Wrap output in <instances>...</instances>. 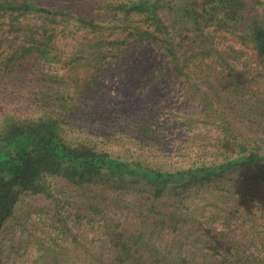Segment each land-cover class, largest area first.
<instances>
[{"label": "trees", "instance_id": "1", "mask_svg": "<svg viewBox=\"0 0 264 264\" xmlns=\"http://www.w3.org/2000/svg\"><path fill=\"white\" fill-rule=\"evenodd\" d=\"M31 15L40 22L30 23ZM80 30L85 32L78 36ZM68 39L77 45L69 55L60 45ZM150 45L164 56L143 70L151 64H134L132 57ZM44 64H78L93 76H53ZM112 64V76H125L121 95L133 100L144 96L142 90L152 97L174 79L182 83L221 132L212 149L199 161L171 170L72 136L67 124L91 118L83 101L113 98L112 87L98 80ZM19 101L37 112L21 111ZM122 106L113 103L111 113L130 110ZM108 114L104 111L100 121ZM46 171H63L74 181L144 184L154 198L206 183H248L255 185L252 191L263 186L264 0H0V221L11 213L17 191L35 189ZM155 210L152 201L150 211ZM233 213L224 219L230 222ZM160 215V222L173 229L182 219L177 212ZM239 227L226 225L217 235L208 228L201 264H264V235L242 238ZM140 240L119 244L115 261L100 264H129ZM197 257L162 254L156 264H200Z\"/></svg>", "mask_w": 264, "mask_h": 264}, {"label": "rangeland", "instance_id": "2", "mask_svg": "<svg viewBox=\"0 0 264 264\" xmlns=\"http://www.w3.org/2000/svg\"><path fill=\"white\" fill-rule=\"evenodd\" d=\"M28 21L40 22L34 15ZM84 32L80 30L78 36ZM60 45L68 55L77 46L71 39ZM163 56L154 45L143 46L132 61L150 63L145 70L161 62ZM110 68L108 75L99 74L98 80L112 87L113 98L107 97L103 103L83 101L82 107L92 110L91 118L67 124L72 136L89 138L100 150L116 156L171 170L199 161L212 149L221 132L199 111L182 83L174 79L169 87L153 92L152 97L142 90L144 96L133 100L120 93L125 76H112L115 64ZM42 69L53 76L70 74L72 80L93 76L92 71L78 64H44ZM113 103L129 106L130 110L113 115ZM18 104L25 113L37 112L35 106L28 109L26 101ZM104 111L109 114L102 121L109 122L102 127L99 122ZM91 120L96 123L91 124ZM148 131V137H141ZM43 176L35 189L17 191L11 213L0 221V264L111 263L119 255V244L131 245L135 237L141 240L132 250L129 264H139L140 258L142 264H156L162 254L198 256L195 260L201 264L204 244L209 242L208 228L217 235L226 225L239 224L242 238L256 236L258 240L264 235V185L252 191L250 187L255 185L248 183H206L178 193L166 191L154 198L152 189L144 184H118L106 178L74 181L63 171H46ZM152 201L157 208L154 212L150 211ZM161 211L166 215L177 212L182 217L176 229L160 222ZM231 211L235 213L229 215V222L223 216Z\"/></svg>", "mask_w": 264, "mask_h": 264}]
</instances>
